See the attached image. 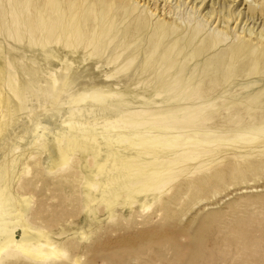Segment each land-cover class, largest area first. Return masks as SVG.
Here are the masks:
<instances>
[{"label":"rangeland","instance_id":"1","mask_svg":"<svg viewBox=\"0 0 264 264\" xmlns=\"http://www.w3.org/2000/svg\"><path fill=\"white\" fill-rule=\"evenodd\" d=\"M0 1V213L16 240L39 236L0 264H264V81L245 74L259 67L249 50L264 54V0H28L35 13L20 19L27 0ZM36 10L35 40L18 30ZM157 25L192 37L185 52ZM84 63L108 100L14 110L25 70L36 83Z\"/></svg>","mask_w":264,"mask_h":264},{"label":"bare ground","instance_id":"2","mask_svg":"<svg viewBox=\"0 0 264 264\" xmlns=\"http://www.w3.org/2000/svg\"><path fill=\"white\" fill-rule=\"evenodd\" d=\"M4 1V0H3ZM25 1V0H24ZM1 2V1H0ZM18 2V1H17ZM17 2H15L17 4ZM56 2H59V1H56ZM56 2L54 1V3L52 4V6L54 7V5L56 6ZM62 2V1H61ZM7 3V2H6ZM20 3V2H19ZM18 3V5H19ZM5 4V3H4ZM15 4V5H16ZM3 5V4H2ZM21 5V4H20ZM59 5V4H58ZM8 6V5H6ZM31 6V5H30ZM29 6V3H28V0H27V3H25V5L22 7V8H19L15 13H16V17L17 18H21V16L23 15H27L29 14L30 12H33V15L35 13L34 10L31 9V7ZM64 6V5H63ZM62 6V7H63ZM73 6L74 8V5L71 4V1H70V4H69V12L72 14L75 13V15L77 17H81L83 15H77V14H81L80 11L79 12H76L74 11V9H72L71 7ZM3 7V6H2ZM12 8V7H9V9ZM17 9V7H16ZM5 11V10H4ZM14 11V10H13ZM62 11V9L60 10ZM251 11V10H250ZM4 13V12H3ZM39 10H36V15L34 16V19L27 21L26 23V28L25 29H22V31L18 30V32H20L21 34L22 33H29V35L31 37H33L35 40L38 38V35L37 34L40 32L39 29L42 27L43 23L41 20H39ZM1 14V13H0ZM8 14V13H7ZM84 14V13H83ZM256 14V13H254ZM259 15V13H258ZM7 16H10V15H7ZM73 16V15H72ZM11 17V16H10ZM14 17V15H13ZM16 18V20H18ZM67 18V17H64V19ZM74 17H72V20H73ZM76 18V17H75ZM82 18V17H81ZM250 18V17H249ZM253 18V17H252ZM251 18V19H252ZM261 18V16H260ZM260 18H256V19H259ZM62 19V20H64ZM80 19V18H79ZM250 19V20H251ZM2 20V19H1ZM5 20H8V19H5ZM4 20V21H5ZM77 20V19H76ZM84 20V19H83ZM9 21V20H8ZM13 21V20H12ZM221 21V20H220ZM252 21V20H251ZM262 21V20H261ZM260 21V22H261ZM6 22V21H5ZM246 22V21H245ZM253 22V21H252ZM15 23V22H14ZM13 23V24H14ZM8 24V22L6 23ZM5 24V25H6ZM13 24H9L10 26H12ZM22 24V23H21ZM254 24V23H253ZM161 25V24H160ZM160 25H157L154 32H152V35L154 37H156L157 39H159V42L160 40L163 42L165 41L164 45L168 44L169 46H171L172 49H177L179 52L181 51H184L185 48L189 47V42L191 41V38H189V35L186 37L185 40L188 41V43H184V44H181V41L182 39H180L178 37L177 34L173 33L172 30L169 29H163ZM137 26V25H136ZM141 26V25H140ZM138 26V28L140 27ZM6 27V26H5ZM9 27V26H8ZM14 27V26H13ZM2 28V27H1ZM3 29V28H2ZM15 29V28H14ZM61 29H63V27H61ZM117 29V28H116ZM4 30V29H3ZM7 30V28H6ZM138 30V29H137ZM142 30H144V28H139V32L142 33ZM165 31L164 35H161L159 34V31ZM1 31V30H0ZM5 31V30H4ZM9 31V30H8ZM7 31V33H8ZM3 32V31H2ZM58 33H60L59 31H57ZM56 32V33H57ZM136 32V31H135ZM5 33V32H3ZM10 33V31H9ZM119 34V33H118ZM189 34V33H188ZM5 35V34H3ZM12 35V33H11ZM10 35V36H11ZM23 35V34H22ZM136 35V34H135ZM151 35V38L153 37ZM183 35V34H182ZM8 36V35H7ZM6 36V37H7ZM16 36V35H15ZM29 36V37H30ZM49 36V35H48ZM19 37V36H18ZM25 37V36H24ZM46 37V36H44ZM5 38V37H4ZM23 38V37H22ZM21 38V39H22ZM47 38V37H46ZM118 38V37H117ZM11 39V38H10ZM19 39V38H18ZM17 39V40H18ZM25 39V38H24ZM122 39V38H121ZM173 39H176V41H174ZM193 39V38H192ZM16 40V39H15ZM20 40V39H19ZM18 40V41H19ZM33 40V39H32ZM31 40V41H32ZM155 40V38H154ZM22 40H20L21 42ZM117 41H119L117 39ZM174 41V42H173ZM5 42V41H4ZM3 42V43H4ZM104 42V41H103ZM151 42V41H150ZM7 43V41H6ZM5 43V44H6ZM209 43V42H208ZM154 44V43H153ZM245 44V43H244ZM251 44V43H249ZM182 45V46H181ZM9 46V45H7ZM12 46V45H11ZM239 46V45H237ZM236 46V47H237ZM241 46V45H240ZM239 46V47H240ZM13 47V46H12ZM234 48L232 51L230 50V54L229 56L232 54L234 57L238 58L239 56L242 57L243 55V60H244V56L247 55L246 51L245 52V48L243 49V51H241L242 49H240L239 47L238 48ZM4 49V48H3ZM168 50V48L166 49ZM254 50V49H253ZM253 50H249L251 51L250 52V58H251V54H254V59L256 60V63L258 64V69H254V66L252 67V65H250V69H247L248 72L245 73V74H248V76L250 77L251 80H255L253 82H260L261 80L264 81V54L260 51V52H254ZM146 51V50H145ZM185 52V51H184ZM229 53V52H228ZM245 53V54H244ZM249 54V53H248ZM152 57V55H151ZM231 57V56H230ZM229 57V58H230ZM240 58V57H239ZM247 58V57H246ZM249 58V59H250ZM135 59V58H134ZM231 59V58H230ZM136 60V59H135ZM238 60V59H237ZM79 60L78 59H73V64L74 63H77ZM236 61V60H235ZM234 61V62H235ZM240 61V60H238ZM80 62V61H79ZM242 62V61H240ZM92 63V62H91ZM231 63V62H229ZM237 63V62H236ZM243 63V62H242ZM246 63V62H245ZM25 64V63H24ZM27 64V63H26ZM29 64V63H28ZM90 64V63H89ZM240 64V63H239ZM249 64V63H248ZM246 63V68L249 67ZM69 65V64H68ZM67 65V66H68ZM233 66L237 64H232ZM242 65V64H240ZM244 65V64H243ZM242 65V67H243ZM256 65V64H255ZM209 66V65H208ZM213 66V64H212ZM257 66V65H256ZM65 67V66H64ZM79 67V66H78ZM227 67V66H226ZM245 67V66H244ZM243 67V68H244ZM215 68V67H214ZM239 68V67H238ZM237 68V69H238ZM241 68V69H243ZM253 68V69H252ZM4 69V68H3ZM6 69V68H5ZM4 69V70H5ZM19 69V68H18ZM213 70V68H211ZM221 69V67H220ZM3 70V71H4ZM29 70V69H28ZM25 70L24 71V74H23V77L22 79L18 82V85L15 86L12 90H11V93H10V96H11V100H13L14 104V110L15 111H19V112H22L23 115H30V114H35L31 109H28V106L29 104H31L32 106H36L38 109L40 110H45V108H47V103H45L46 101L50 102V105L51 106H57V107H60L64 100H66V103L67 104H71L72 106L71 107H77V105L79 106L80 104H91V103H94V104H98L100 105L99 103H102L105 99H107L110 95H111V92L109 91V89H107L104 84H103V81H104V78H103V74L102 73H99V74H96L93 70V68L91 67V65H88V63H84L82 67H80L79 69H75V70H71L68 69V68H62V70L59 72V75L57 76H53V77H49V78H41L38 82L34 83L32 80H34V70ZM205 70V69H204ZM216 70H219V69H216ZM240 70V69H239ZM244 70V69H243ZM18 71V70H17ZM209 71V70H208ZM214 71V70H213ZM224 71V70H223ZM241 71V70H240ZM100 72V71H99ZM219 72V71H218ZM238 73V71H236ZM4 73V72H3ZM209 73V72H208ZM207 73V74H208ZM225 73V72H224ZM240 73V72H239ZM6 74V73H5ZM226 74V73H225ZM232 74V73H231ZM236 74V73H235ZM3 75V74H2ZM7 75V74H6ZM35 75V74H34ZM38 75V74H37ZM42 75V74H41ZM204 75V74H203ZM202 75V76H203ZM206 75V74H205ZM224 75V74H223ZM233 75V76H232ZM230 77H234V73L232 74ZM244 75V74H243ZM12 76V75H11ZM20 76V75H19ZM33 76V77H32ZM46 76V75H44ZM43 76V77H44ZM207 76V75H206ZM247 76V77H248ZM14 78V76H12ZM18 77V76H17ZM41 77V76H40ZM225 77V76H224ZM246 77V76H245ZM246 77V78H247ZM8 78V77H6ZM12 78V79H13ZM38 78V77H37ZM238 78V77H237ZM236 78V79H237ZM242 78V77H240ZM11 79L10 77L8 78V80ZM7 80V81H8ZM16 80V79H15ZM14 80V81H15ZM38 80V79H37ZM10 81V80H9ZM13 81V80H12ZM11 81V82H12ZM36 81V80H35ZM264 83V82H263ZM256 84V83H255ZM260 84V83H259ZM10 85V84H8ZM7 85V86H8ZM255 87V85H254ZM264 88V87H263ZM257 90H255L256 92ZM261 91V90H260ZM246 92V91H245ZM250 96H251V101L252 102H258L257 101V98L262 95V93H260L257 96H255L252 92V86L250 88ZM262 92V91H261ZM264 92V91H263ZM243 93V92H242ZM4 95V94H3ZM2 95V96H3ZM1 96V97H2ZM236 96V95H235ZM6 97V96H5ZM261 99V98H260ZM3 100V99H2ZM1 100V101H2ZM5 100V98H4ZM108 100V99H107ZM5 102V101H4ZM10 102V100H9ZM8 102V103H9ZM250 102V101H249ZM1 103V102H0ZM7 103V104H8ZM261 104V101L259 100V102ZM263 103V102H262ZM10 104V103H9ZM81 105V106H82ZM253 107L254 105L251 104ZM10 106V105H9ZM8 106V107H9ZM12 106V104H11ZM31 106V107H32ZM80 106V107H81ZM90 106V105H89ZM102 106V105H101ZM104 106V105H103ZM251 106V108H253ZM30 107V108H31ZM62 107V106H61ZM66 107V106H65ZM69 107V106H68ZM85 107V106H84ZM88 107V105H87ZM98 108V106H95ZM248 107V106H247ZM250 107V106H249ZM5 108V107H4ZM78 108V107H77ZM100 108V106H99ZM104 108V107H102ZM259 108V107H258ZM3 109V108H2ZM57 109V108H55ZM54 109V110H55ZM61 109V108H60ZM66 109V108H65ZM62 108V110H65ZM250 109V108H249ZM248 109V110H249ZM11 110V109H10ZM39 110V111H40ZM85 110V108H84ZM97 110V109H96ZM253 110V109H252ZM264 110V109H263ZM262 110V111H263ZM38 111V110H37ZM67 111V109H66ZM3 112V111H2ZM7 112V111H6ZM75 112V111H74ZM18 113V112H16ZM21 113V114H22ZM9 114V112L7 113ZM37 114V113H36ZM2 115V114H1ZM12 115V114H11ZM17 115V114H16ZM19 116V115H18ZM63 116L64 118L66 119V125L70 131L71 129V126H70V119L72 117V114L71 112H65L63 113ZM75 116V115H73ZM10 116H8L9 118ZM13 117V116H12ZM32 117V115L30 116ZM59 117V116H58ZM78 117V116H77ZM75 117V118H77ZM11 118V117H10ZM253 118V117H252ZM30 119V118H29ZM95 119V118H94ZM186 119V118H185ZM8 120V119H7ZM15 120V119H14ZM76 120V119H75ZM187 120V119H186ZM9 121V120H8ZM62 121V120H61ZM250 121V120H249ZM252 122V120H251ZM264 122V121H263ZM74 123V121H73ZM253 123V122H252ZM74 124H72L73 126ZM30 127L32 128H35L36 131H37V128L39 127L38 124L31 120L30 121ZM264 127V124L261 125V128ZM108 131V130H107ZM115 132V131H114ZM70 133V132H69ZM72 134V133H71ZM69 137V136H68ZM59 138V137H58ZM70 139V138H69ZM68 142V139L67 137H60L56 142V146H58V153H59V163L61 165L63 164H66L67 162V155L62 151V149L60 148V144L63 143V144H66ZM70 144H71V140H70ZM102 166H103V162H98L95 164V168H96V171L99 172L101 171L102 169ZM1 207V206H0ZM1 211V210H0ZM0 221L2 222H5V224L2 226L0 225V252L3 251L4 249H6L8 246H11V245H16V244H19L21 246L24 245L25 242H30V241H36L38 242L39 241V236H37L36 234H29L27 233L26 231L22 230V233H21V236L19 238V240H16L15 237H14V230L17 228V222H12V219H11V216L9 215V212H1L0 213ZM56 255V253H53V255Z\"/></svg>","mask_w":264,"mask_h":264}]
</instances>
